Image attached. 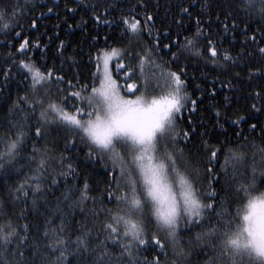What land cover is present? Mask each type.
Here are the masks:
<instances>
[{
	"label": "trees",
	"instance_id": "trees-1",
	"mask_svg": "<svg viewBox=\"0 0 264 264\" xmlns=\"http://www.w3.org/2000/svg\"><path fill=\"white\" fill-rule=\"evenodd\" d=\"M17 4L27 5L22 13L17 9L19 26H15L17 21L13 19L11 23L15 27L0 30V141L11 135L9 126L20 116L15 107L18 98L32 94L31 80L25 79L19 66L21 59L35 63L45 72L52 70V83L46 87L58 98L79 90L80 85L91 86L96 50L114 46L135 51L153 47L157 63L165 64L167 70L181 73L186 81L189 100L178 114L176 128L181 133L190 132V136L185 140L181 135L177 147L183 148L186 157L192 158L193 166L199 167L203 179L198 186L202 185L205 193L213 189L221 191L227 179L221 168L224 151L211 165L212 173L207 172L211 147L223 146L225 151L236 145L264 147V55L259 53V47H264V19L238 12L237 0H0V8L9 13ZM183 8L188 12H183ZM146 14L153 16L148 22L151 35L146 29L129 44L128 36L122 32L121 19L136 16L143 21ZM33 20L35 27H32ZM197 20L203 26L204 36L210 37L221 52L216 64L207 59L211 54L203 38L197 47L203 46L205 58L194 56L184 48L186 38L193 37L196 31ZM225 23L227 32L224 31ZM16 32L21 35L17 37ZM25 39L28 46L20 52L19 45ZM157 41L158 52L155 51ZM165 44L170 45V50L163 47ZM225 50L230 52L234 62L223 61ZM173 52L177 53L178 59H173ZM115 64L116 61L111 64L114 75ZM5 71L10 72L7 78ZM57 76L63 77V81L58 82ZM119 78L123 83L122 75ZM68 81H72L75 87L70 88ZM59 89L65 91L59 92ZM40 91L43 93L45 89ZM191 100L197 101L195 110H192ZM19 106L25 107L23 103ZM38 112L29 113L31 119L26 124L30 131L26 127L29 135L19 154L12 160H0V216L7 214L15 224L28 225L27 244L19 249L25 256H5L0 250V261L10 260L17 264L22 259L26 264L33 261L40 264L34 252L55 261L60 253L45 251L50 241L44 233L59 227L63 220L65 238L69 243L62 249L65 257L62 264H94L96 257L91 253L100 241H105L106 235L102 229L106 213L101 209L115 207L114 198L111 201L108 198L109 185L115 188L112 162L108 156L101 158L99 153L90 157L86 141L55 125H43L44 134L37 137L35 127L42 123H38ZM193 128L195 132H192ZM34 145L47 149L50 157L40 192L36 194L31 191L35 182L29 179L36 167L31 160ZM252 151L254 149L248 152L249 157ZM36 159L39 160V155ZM69 164L73 174L61 175L69 171ZM53 179L56 184L52 183ZM85 181L89 186V198L81 203L77 190L83 188ZM21 184H25L28 196L21 194L17 198L16 189ZM70 188L76 195L65 200ZM216 199L219 201L221 196ZM92 213L100 214L93 218ZM52 221H55L54 225ZM88 229H91L89 248L87 251L78 249L74 241L82 230ZM153 230L154 226H149V243L139 250L137 259L143 264L145 259L151 261L159 253L162 262L167 259L171 264L174 259L171 246L163 251L155 247L150 239ZM200 230L185 228L181 224L179 240L190 252L181 264H204L205 256L200 248L195 243H188ZM160 236L165 239L163 233ZM105 243L112 254L113 264H121V261L126 264L127 258L119 257V247L111 241ZM9 247L17 248V241L12 240ZM165 251L167 258L163 254Z\"/></svg>",
	"mask_w": 264,
	"mask_h": 264
},
{
	"label": "snow or ice",
	"instance_id": "snow-or-ice-1",
	"mask_svg": "<svg viewBox=\"0 0 264 264\" xmlns=\"http://www.w3.org/2000/svg\"><path fill=\"white\" fill-rule=\"evenodd\" d=\"M24 7L27 5L17 4L12 7L11 13L0 8V30L7 31L19 26L17 9L22 13ZM181 10L188 12L187 8ZM237 11L264 19V0H237ZM13 19L17 21L15 26L11 23ZM96 19L100 17L97 15ZM227 19L226 16L225 21ZM152 20L150 14H146L143 21L136 16L121 19L122 32L128 36L129 44L146 29L151 35L148 22ZM35 26L33 20L32 27ZM224 31H228L226 23ZM20 35V32H16L17 37ZM201 38L206 41L207 51L211 54L207 59L216 64L221 52L210 37L204 36L199 20L193 37L186 38L184 48L194 56L205 58L203 46L197 47ZM252 40L255 41V36ZM27 46L25 39L18 51L23 52ZM163 47L170 50L168 44ZM155 51H159L158 41ZM259 53L264 55V47H259ZM172 57L178 59L177 53L173 52ZM222 59L224 62H234L227 50L223 51ZM94 60L91 86L80 85L79 90L58 98L46 87L52 83L51 69L45 72L31 61H19L25 79L31 80L32 94L18 98L15 107L20 116L16 123L9 126L11 135L0 141V160H12L19 154L30 131L26 124L31 119L29 113L36 114L39 110L38 123H42L35 127L37 137L44 134L43 125H55L86 141L90 157L99 153L101 158L108 156L111 160L115 188L109 185L108 198L110 201L114 198L115 207L101 209L106 213L102 229L106 234L105 241L119 247V257H126V264H141L137 254L149 243V226H154L150 236L152 244L162 251L171 246L174 256L171 264H181L190 256L179 240L181 224L185 228L201 229L188 243H195L200 248L205 256L204 264H264V179H258L264 177V147L236 145L228 147L226 151L223 146L211 147L207 172L212 173L211 165L224 151L221 168L227 179L221 191L213 189L205 193L202 185L198 186L203 179L199 167L193 166L192 158L186 157L183 148L177 147L181 135L185 140L190 136V132L181 133L176 128L178 114L185 109L189 100L186 81L181 73L167 70L165 64L157 63L153 47H143L139 51L114 46L99 48ZM113 61H116L115 75L111 68ZM4 75L7 78L10 72L5 71ZM121 75L123 83L120 82ZM56 80L62 82L63 77L57 76ZM68 85L75 87L72 81H68ZM41 88L45 89L43 93ZM19 103L25 107H20ZM196 103V100H191L192 110H195ZM26 127H29V131L25 130ZM252 127L255 128V125ZM192 132H195L194 128ZM252 149L254 151L249 157L248 152ZM31 160L36 167L29 179L35 182L31 191L36 194L40 192L50 161L47 149L42 150L34 145ZM68 169L67 173L61 175H72L71 164ZM52 183L56 184L57 181L53 179ZM77 191L79 202L87 200V181ZM16 194L17 198L21 194L28 196L25 184L16 189ZM73 195L76 192L70 188L64 198L70 200ZM217 196H221L219 201ZM99 214L92 213L93 218H98ZM51 223L54 225L55 221ZM27 230V224L21 227L7 214L0 216V250L5 256H25L19 249L27 244ZM160 233L165 239H161ZM44 235L50 241L45 251L52 254L59 251V256L53 261L40 253L33 254L39 258L40 264H62L65 258L62 249L69 243L65 238L64 221L61 220L59 227H53ZM90 235L91 229L82 230L74 241L76 247L87 251ZM12 240L17 241V248L9 247ZM105 241H100L91 253L96 257L94 264H113ZM163 254L167 258L168 253L165 251ZM0 264H12V261H0ZM17 264L26 262L21 259ZM32 264H36V261ZM121 264L124 262L121 261ZM143 264L169 262L167 259L162 262L157 253L151 261L145 259Z\"/></svg>",
	"mask_w": 264,
	"mask_h": 264
},
{
	"label": "rangeland",
	"instance_id": "rangeland-1",
	"mask_svg": "<svg viewBox=\"0 0 264 264\" xmlns=\"http://www.w3.org/2000/svg\"><path fill=\"white\" fill-rule=\"evenodd\" d=\"M111 64H112V62H111Z\"/></svg>",
	"mask_w": 264,
	"mask_h": 264
}]
</instances>
